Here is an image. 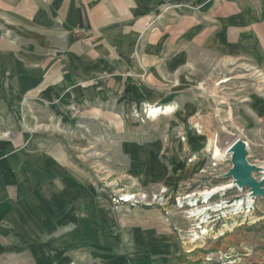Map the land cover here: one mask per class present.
Listing matches in <instances>:
<instances>
[{"label": "rangeland", "instance_id": "obj_1", "mask_svg": "<svg viewBox=\"0 0 264 264\" xmlns=\"http://www.w3.org/2000/svg\"><path fill=\"white\" fill-rule=\"evenodd\" d=\"M208 1L153 0L145 15V32L166 37L167 45L173 28L181 29V52L165 50L149 64L135 51L114 63L107 55L97 71L72 74L62 93L38 101L43 106L22 98L9 130L19 139L7 142L6 171L0 173V264L233 261L229 252L217 260L210 251L214 240L191 242L176 230L186 224L175 206L178 194L231 181L223 177L230 155L212 158L207 137L224 146L229 134L237 135L248 161L264 168V69L202 47L190 51L188 29L205 25ZM97 38L88 37L87 45ZM149 105L172 111L153 118ZM256 132L257 149L249 136ZM129 191L147 199L114 201ZM254 200L257 221L247 230L264 237V199ZM232 218V224L242 219ZM229 236L237 242L238 229Z\"/></svg>", "mask_w": 264, "mask_h": 264}, {"label": "crops", "instance_id": "obj_2", "mask_svg": "<svg viewBox=\"0 0 264 264\" xmlns=\"http://www.w3.org/2000/svg\"><path fill=\"white\" fill-rule=\"evenodd\" d=\"M154 4L153 0H0L1 176L6 171V144L19 139L9 130L16 126L15 114L24 96L47 102L52 94L64 91L72 74L90 75L107 55L114 63L117 58L126 61L135 51L149 64L165 50L181 52V45L176 47L178 27L173 28L174 35L169 33V45L166 37L145 32L144 18ZM207 6L205 25L193 23L188 29L190 51L202 47L217 57L246 58L264 69V0H209ZM94 35L98 38L87 45V38ZM78 92L88 94L82 88ZM254 121L257 125V113ZM249 136L257 149V132ZM252 216L248 218L252 222L229 224L232 229L212 241L210 251L217 260L219 253L229 252L230 264H264V237L247 230L257 221ZM235 229L237 242L229 236Z\"/></svg>", "mask_w": 264, "mask_h": 264}, {"label": "built area", "instance_id": "obj_3", "mask_svg": "<svg viewBox=\"0 0 264 264\" xmlns=\"http://www.w3.org/2000/svg\"><path fill=\"white\" fill-rule=\"evenodd\" d=\"M216 166V165H215ZM214 167V166H213ZM231 182V183H230ZM228 186L233 188V192L225 191L226 188L221 190L213 191L210 194L205 195L204 192L206 189L212 190L214 186L204 188L203 190L196 191H185L178 194L175 199V206L178 207L184 213V218L186 220L185 227H176L177 232L183 234L184 237L193 240L204 242V240H216L223 234L229 231V224H232V221H235V218H232V215L237 217L246 218L245 213L248 210V207L241 208L237 212H233L236 201L239 199H246L248 193L245 189H240L233 184V180ZM244 191V195H240L238 192ZM233 193V194H232ZM224 194H229L224 196ZM147 199V194L143 192H124L117 197H114V201L117 202H126L132 204H138ZM214 205H219L221 208L219 210H214ZM254 204L252 205L253 209ZM198 209H201L202 213L199 214ZM206 214L205 219H196L199 215L203 216ZM236 221V224L241 223L243 220ZM220 226V227H219ZM210 261V260H209ZM223 264V263H222ZM224 264H230V262H224Z\"/></svg>", "mask_w": 264, "mask_h": 264}, {"label": "water", "instance_id": "obj_4", "mask_svg": "<svg viewBox=\"0 0 264 264\" xmlns=\"http://www.w3.org/2000/svg\"><path fill=\"white\" fill-rule=\"evenodd\" d=\"M230 147V160L232 166L223 177L233 180V184L240 189H245L248 196L264 199V168L261 165L251 163L247 159V145L243 139L231 133L228 137ZM255 174H259L257 178Z\"/></svg>", "mask_w": 264, "mask_h": 264}, {"label": "bare ground", "instance_id": "obj_5", "mask_svg": "<svg viewBox=\"0 0 264 264\" xmlns=\"http://www.w3.org/2000/svg\"><path fill=\"white\" fill-rule=\"evenodd\" d=\"M147 110L149 111V116L156 118L161 114H166L168 112H171L172 106H170V105H166V106L165 105H157V106L149 105ZM207 138L205 141V147H206L207 152L212 153V155H211L212 158L223 157V156L228 155V154L230 155V151H229L230 143H229V141L226 145L219 146L217 143L214 144V136H213V138H208V139ZM228 140H230V139H228ZM215 165H216V163H211V166H215ZM262 174H264V172ZM227 186H228L227 183L221 184L217 187L214 186V188L212 190H207L204 192V194L205 195L210 194L213 191L224 189ZM254 201H255L254 198H252L250 196L246 197V199H244V200L243 199L237 200L235 205L232 206V207H235V210L233 212L234 213L237 212L243 206H244L243 208L248 207V210L246 211L244 216L248 217L249 219H252L253 218V216H252V205L254 204ZM218 206L219 205H214V208H215L214 210L217 211L222 207L221 206L219 208ZM198 212H199V214H201L202 213L201 209H198ZM205 218H206V214H204L203 216L199 215L196 219H205ZM191 242H194V241L191 240Z\"/></svg>", "mask_w": 264, "mask_h": 264}]
</instances>
